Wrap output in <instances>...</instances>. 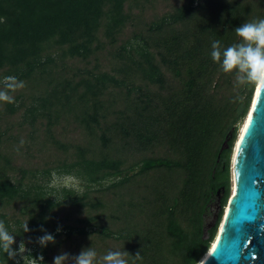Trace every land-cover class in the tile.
Segmentation results:
<instances>
[{
  "label": "trees",
  "instance_id": "obj_1",
  "mask_svg": "<svg viewBox=\"0 0 264 264\" xmlns=\"http://www.w3.org/2000/svg\"><path fill=\"white\" fill-rule=\"evenodd\" d=\"M258 19L264 0H0V91L14 100L0 101V221L25 264L88 249L93 264L199 263L255 87L223 72L212 42L223 52ZM65 177L80 188L50 187ZM0 264L22 262L0 248Z\"/></svg>",
  "mask_w": 264,
  "mask_h": 264
},
{
  "label": "water",
  "instance_id": "obj_2",
  "mask_svg": "<svg viewBox=\"0 0 264 264\" xmlns=\"http://www.w3.org/2000/svg\"><path fill=\"white\" fill-rule=\"evenodd\" d=\"M251 105L249 130L244 127L233 148V195L218 227L220 238L198 264H264V87L258 86ZM228 141L222 150L228 148Z\"/></svg>",
  "mask_w": 264,
  "mask_h": 264
},
{
  "label": "clouds",
  "instance_id": "obj_3",
  "mask_svg": "<svg viewBox=\"0 0 264 264\" xmlns=\"http://www.w3.org/2000/svg\"><path fill=\"white\" fill-rule=\"evenodd\" d=\"M235 33L241 38V43L233 44L223 50H220V41L212 42L211 57L214 62L221 65L224 73H231L237 70L244 73L242 82H247L248 85L264 87V19H258L251 22H245L241 26L235 28ZM7 83V88L15 92L18 88H23L24 82H17L14 76L4 77ZM0 101L7 103H14V100L4 91H0ZM23 144V141H21ZM56 174L53 173V176ZM50 187L74 189L79 187L74 184L69 178L53 180ZM24 232L30 231L28 223L23 226ZM43 230V229H41ZM59 231V229H57ZM41 247H47L49 243H55V237L47 232L45 235L38 238ZM15 243L14 235H11L3 221H0V248L6 253L9 260H15L18 251L12 246ZM21 249L24 245L21 244ZM121 253L109 252L103 257L106 264H126L124 259L120 258ZM96 257V252L92 249L81 251V253L73 257L74 264H93ZM69 259V254L62 253L53 258V264H65ZM135 259H141V254L137 252ZM44 257L41 255L39 258H33L32 264H43Z\"/></svg>",
  "mask_w": 264,
  "mask_h": 264
},
{
  "label": "rangeland",
  "instance_id": "obj_4",
  "mask_svg": "<svg viewBox=\"0 0 264 264\" xmlns=\"http://www.w3.org/2000/svg\"><path fill=\"white\" fill-rule=\"evenodd\" d=\"M257 87L258 86H255L254 87V91H253V96H252V98H254V94H255V91H256V89H257ZM251 103H252V100H251V102H250V106H249V108H248V111H247V113H246V115H245V117L244 118H242L241 120H239L238 122H237V124L235 125V129H236V139H235V141H234V145H233V148L235 147V144H236V142H237V140H238V138L240 137V135H241V133H242V131H243V129H244V127H245V125H246V123H247V121H246V119H247V117H249V112H250V107L252 106L251 105ZM248 120V119H247ZM234 130V129H233ZM233 148H232V153H231V158H232V154H233ZM231 158H230V164H231ZM67 178H69L74 184H78V181H76L75 179H73V178H70V177H67ZM56 179H59V178H56ZM63 178H61V180H62ZM117 179H119V178H117ZM231 181V180H230ZM53 188H55L56 189V187H53ZM79 188H80V186H79ZM232 188H233V186L231 187V190H230V197H229V199H228V202H227V204H226V206L222 209V207L221 208H217V199L210 205V208H209V210H208V213L206 214V216H205V226H206V229H207V227H209L210 225H215L216 224V222H217V220H218V215H219V213L222 211V217H221V220H220V223H219V226L221 225V223L223 222V219H224V216H225V212L227 211V209H228V204H229V201H230V198H231V196L233 195V192H232ZM58 189V188H57ZM81 190V189H80ZM217 209H218V215L216 216V213H217ZM218 226V227H219ZM222 226V225H221ZM221 228V227H220ZM219 232H220V229H219V231H218V229H217V232H216V236H215V238L213 239V241L215 242L216 240H217V236H218V234H219ZM213 244V243H212ZM212 244H211V246H212ZM210 246V247H211ZM18 251V254H17V262H22V264H25V263H27L28 262V260L26 259V255H25V253L28 251V249H26V248H20L19 250H17Z\"/></svg>",
  "mask_w": 264,
  "mask_h": 264
},
{
  "label": "flooded vegetation",
  "instance_id": "obj_5",
  "mask_svg": "<svg viewBox=\"0 0 264 264\" xmlns=\"http://www.w3.org/2000/svg\"><path fill=\"white\" fill-rule=\"evenodd\" d=\"M223 168H225V166ZM230 180H229V182H230V190H231V187L233 186V179H232V172H231V164H230ZM232 191H233V188H232ZM225 194H226V188L225 187L220 188L218 197L221 196V201L224 198ZM229 197H230V192H229V196L227 198L226 204L228 202Z\"/></svg>",
  "mask_w": 264,
  "mask_h": 264
},
{
  "label": "bare ground",
  "instance_id": "obj_6",
  "mask_svg": "<svg viewBox=\"0 0 264 264\" xmlns=\"http://www.w3.org/2000/svg\"><path fill=\"white\" fill-rule=\"evenodd\" d=\"M257 88H258V87H257ZM248 118H249V117H247V119H248ZM247 119H246V121H248ZM243 130H244V129H243ZM242 133H243V131H242ZM242 133H241V134H242ZM240 136H241V135H240ZM220 234H221V228H220V232H219V234H218V236H217V240H216L215 242H213V244H212L211 248L209 249V251H210L212 248L215 247L216 243L218 242V240H219V238H220ZM208 253H209V252H207L206 255H208ZM206 255L204 256V258L206 257ZM204 258H203V259H204ZM201 261H202V260H201ZM201 261H200V262H201ZM200 262H199V263H200Z\"/></svg>",
  "mask_w": 264,
  "mask_h": 264
},
{
  "label": "snow or ice",
  "instance_id": "obj_7",
  "mask_svg": "<svg viewBox=\"0 0 264 264\" xmlns=\"http://www.w3.org/2000/svg\"><path fill=\"white\" fill-rule=\"evenodd\" d=\"M249 129H248V126L246 125L245 126V132H247ZM242 139H243V137H242Z\"/></svg>",
  "mask_w": 264,
  "mask_h": 264
}]
</instances>
